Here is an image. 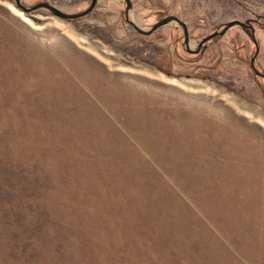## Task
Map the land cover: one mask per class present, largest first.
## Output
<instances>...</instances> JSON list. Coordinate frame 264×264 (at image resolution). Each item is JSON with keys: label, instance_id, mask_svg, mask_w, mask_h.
<instances>
[{"label": "rangeland", "instance_id": "1", "mask_svg": "<svg viewBox=\"0 0 264 264\" xmlns=\"http://www.w3.org/2000/svg\"><path fill=\"white\" fill-rule=\"evenodd\" d=\"M131 2L191 50L258 21L264 73V0ZM254 52L240 26L198 53L176 23L142 35L124 0H0V264H264Z\"/></svg>", "mask_w": 264, "mask_h": 264}, {"label": "water", "instance_id": "2", "mask_svg": "<svg viewBox=\"0 0 264 264\" xmlns=\"http://www.w3.org/2000/svg\"><path fill=\"white\" fill-rule=\"evenodd\" d=\"M20 1L21 0H15L16 4L24 11H33V10H36L39 8H44V9L49 10L56 17H59L62 19H76V18L85 16L94 9V7L96 6V4L98 2V0H91L90 4L85 9H83L79 12L67 13V12H63V11L59 10L58 8H56L55 6L51 5L48 2H39V3H37L31 7H26V6L22 5ZM124 2H125V19L128 23H130L133 26V28L135 29L136 32H138L142 35H150L154 30L158 29L159 27H161L163 25H166L168 23H176L177 25L181 26V28L183 30L184 44L186 46V50L188 52H192V53H198L200 51L201 47L205 46V43L207 41L224 35L226 33V31L233 26H240L243 29L248 28V30H247L248 35L250 36L251 40L253 41V43L255 45V52L250 59V65H251V68L253 69L255 75H259V76L264 78V73L258 71L255 67V64H254L255 57L257 56L258 51H259V45H258V42L255 38L254 27L248 20L243 22V21L235 19V20H231V21L226 22L223 25L222 29L216 30V31L208 34L207 36H205L203 39H201L199 41L196 49L191 50L188 47V39H189L188 28H187V25L184 21L180 20L177 16L167 15V16L163 17L162 19H160L159 21H157L156 23H154L151 28L142 29L133 20H130L128 17V14L132 8L131 0H124Z\"/></svg>", "mask_w": 264, "mask_h": 264}, {"label": "bare ground", "instance_id": "3", "mask_svg": "<svg viewBox=\"0 0 264 264\" xmlns=\"http://www.w3.org/2000/svg\"><path fill=\"white\" fill-rule=\"evenodd\" d=\"M168 79H169V78H168ZM173 80H174V78H173ZM176 80L181 81V79H180V80H179V79H176ZM185 80H186V79H185ZM189 81H191V80H189ZM170 82H171V79H170ZM174 82L176 83V81H174ZM199 82H200V83H199ZM199 82H198V83L201 84V81H199ZM192 83H193V82H192ZM181 84H182V83H181ZM181 84H179V85H181ZM202 84H203V83H202ZM185 85H186V84H185ZM177 86H178V85H177ZM194 86L197 87L198 85H194ZM208 86H209V85H208ZM208 86H207V89H208ZM181 87H182V88H185V87L182 86V85H181ZM204 87H205V86H204ZM210 88H211V87H210ZM178 89H180V88H178ZM185 89H186V88H185ZM188 89H189V87H188ZM190 89H192V88L190 87ZM196 89H197V88H196ZM186 90H187V89H186ZM203 90L205 91V89H203ZM210 90H212V89H210ZM213 90H214V89H213ZM194 91H195V90H194ZM194 91H193V92H194ZM204 91H203V92H204ZM188 94H189V93H188ZM189 95H190V94H189ZM190 96H191V95H190ZM260 119H261V118H260ZM263 119H264V118H263ZM261 121L263 122V120H261ZM261 121H260V123H262ZM262 125H264V124H262ZM232 130H233V129H232ZM236 130H237V129H236ZM235 132H236V131H235Z\"/></svg>", "mask_w": 264, "mask_h": 264}, {"label": "flooded vegetation", "instance_id": "4", "mask_svg": "<svg viewBox=\"0 0 264 264\" xmlns=\"http://www.w3.org/2000/svg\"><path fill=\"white\" fill-rule=\"evenodd\" d=\"M252 25L255 23H257L258 21H249ZM254 27V26H253ZM245 30H248V28H245ZM202 47H204V46H202ZM202 47H201V49H202ZM200 49V50H201ZM260 53H259V51H258V54H257V56L255 57V60H257V58H258V55H259ZM255 60H254V63H255ZM251 66V65H250ZM253 70V69H252ZM254 72V71H253ZM256 76H259V75H256ZM261 77V76H260ZM263 78V77H262Z\"/></svg>", "mask_w": 264, "mask_h": 264}]
</instances>
